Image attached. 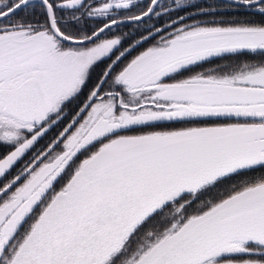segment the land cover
<instances>
[{
	"label": "snow or ice",
	"instance_id": "obj_1",
	"mask_svg": "<svg viewBox=\"0 0 264 264\" xmlns=\"http://www.w3.org/2000/svg\"><path fill=\"white\" fill-rule=\"evenodd\" d=\"M249 53L264 0H0V264H264Z\"/></svg>",
	"mask_w": 264,
	"mask_h": 264
},
{
	"label": "flooded vegetation",
	"instance_id": "obj_2",
	"mask_svg": "<svg viewBox=\"0 0 264 264\" xmlns=\"http://www.w3.org/2000/svg\"><path fill=\"white\" fill-rule=\"evenodd\" d=\"M88 3H91L92 0H87ZM135 2L140 3L141 0H135ZM160 2L162 4L167 5L169 3V0H160ZM213 2V1H212ZM212 2H208V3H212ZM215 2H220V0H215ZM159 10V9H158ZM139 9H133L132 12H138ZM243 11H247V10H227V11H222L220 15H215V16H209V17H200V19H207V20H212V19H219V20H252L254 19L255 22H261L259 20H257V16H252L251 14H247V15H243ZM181 15H183L184 13H180ZM77 15H79V13H77ZM236 15V16H233ZM65 18L69 17V13L65 12L64 13ZM84 22H86L87 27L91 28L95 26V20L92 19H88L87 17L84 18ZM190 22V21H188ZM123 31L127 30V29H122ZM250 54V53H249ZM252 55V54H250ZM244 56H248V55H244ZM261 56V55H260ZM215 59V58H213ZM214 62V61H213ZM215 63V62H214ZM206 65H210V64H206ZM178 124H165V128H170V127H177ZM162 129V128H161ZM152 130V129H149ZM155 130V129H153Z\"/></svg>",
	"mask_w": 264,
	"mask_h": 264
},
{
	"label": "rangeland",
	"instance_id": "obj_3",
	"mask_svg": "<svg viewBox=\"0 0 264 264\" xmlns=\"http://www.w3.org/2000/svg\"><path fill=\"white\" fill-rule=\"evenodd\" d=\"M213 0H199L200 3H208V2H212ZM247 14H250L247 11H243V15H247ZM233 16H236V15H233ZM215 20H217L215 18ZM219 20V19H218ZM254 20V19H252ZM257 20L261 21V19L257 16ZM258 23V22H257ZM115 31V29H114ZM252 54V55H250ZM250 54H247L248 56H226L224 58H215L213 59V62L212 64H210L209 66L208 65H205V67H212V66H215V65H225V64H230V63H235L237 60H246V61H249V62H255V61H259L261 59H264V56H260L259 54H253V53H250ZM199 70V69H197ZM182 125L178 124L177 127H181ZM146 131L149 130V129H145ZM153 130V129H152ZM155 130H165L164 128L162 129H155Z\"/></svg>",
	"mask_w": 264,
	"mask_h": 264
},
{
	"label": "trees",
	"instance_id": "obj_4",
	"mask_svg": "<svg viewBox=\"0 0 264 264\" xmlns=\"http://www.w3.org/2000/svg\"><path fill=\"white\" fill-rule=\"evenodd\" d=\"M147 2V0H141V2L139 3V4H144V3H146ZM136 3H138V2H136ZM259 17V16H258ZM260 19H262L261 17H259ZM125 31H127V30H125Z\"/></svg>",
	"mask_w": 264,
	"mask_h": 264
}]
</instances>
